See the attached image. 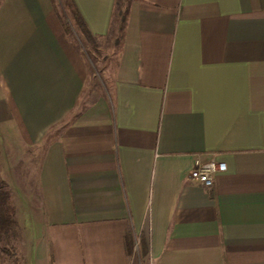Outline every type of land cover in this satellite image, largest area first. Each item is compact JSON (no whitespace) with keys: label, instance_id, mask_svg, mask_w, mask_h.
<instances>
[{"label":"crops","instance_id":"1","mask_svg":"<svg viewBox=\"0 0 264 264\" xmlns=\"http://www.w3.org/2000/svg\"><path fill=\"white\" fill-rule=\"evenodd\" d=\"M72 2L95 42L124 5L97 90L53 0H0V178L31 262L264 264V0Z\"/></svg>","mask_w":264,"mask_h":264},{"label":"rangeland","instance_id":"2","mask_svg":"<svg viewBox=\"0 0 264 264\" xmlns=\"http://www.w3.org/2000/svg\"><path fill=\"white\" fill-rule=\"evenodd\" d=\"M53 1H54L55 9L57 11V15L59 16L62 24H67V30L65 29L67 36L79 48L80 47L83 48L81 50L83 51L86 57L90 71V78H91L88 80L87 83L88 90L89 91L97 90L99 86L102 87V84H104L106 80L104 79L103 68L107 63V60L109 59L111 54H113V49L116 48L118 29L120 27V18H121L120 15L121 14L123 15L124 5L120 4V6L117 8L116 17L113 23V29L105 39L100 40L98 42H95L93 40L89 41L88 39V42L87 41L85 42L84 40H81V38H78L79 36L77 35L81 33L75 26L74 22L69 17L65 8L63 7L62 1L61 0H53ZM94 47L97 49H95ZM32 151L33 150H27L25 152L26 157L24 158V162L20 163L22 171H24V173L26 174L27 173L29 174V172L30 173L33 172L34 166L31 161L34 160L33 159L34 157ZM13 168H15L14 165ZM20 175H22V173H20ZM13 178H15L14 180L16 184L17 183L16 180L18 179H16L17 178L16 176H13ZM24 179L26 178H23L21 180L23 181ZM21 207L24 206L22 205ZM23 220H24V225L27 226V219L25 218L24 215H23ZM26 231H27L26 228L24 227L22 228L19 226V224H17V237L10 238L7 242L0 244V251L1 249L5 250L3 253L0 252V264H33L30 259L31 251H30V246H29L30 244L28 243V236ZM142 253L143 250L141 246H138V248L136 249V258L140 260L141 263L149 264L148 259H146L145 256L143 255L144 253L143 254Z\"/></svg>","mask_w":264,"mask_h":264},{"label":"trees","instance_id":"3","mask_svg":"<svg viewBox=\"0 0 264 264\" xmlns=\"http://www.w3.org/2000/svg\"><path fill=\"white\" fill-rule=\"evenodd\" d=\"M63 7L67 11L69 17L74 22L77 29L81 34L91 41L88 31L79 16L72 0H61ZM120 29L125 26V16L120 15ZM63 28L67 30V24H63ZM17 237V222L15 220V206L12 198L11 191L7 184L0 179V244L7 242L10 238ZM1 249L0 252H4Z\"/></svg>","mask_w":264,"mask_h":264},{"label":"built area","instance_id":"4","mask_svg":"<svg viewBox=\"0 0 264 264\" xmlns=\"http://www.w3.org/2000/svg\"><path fill=\"white\" fill-rule=\"evenodd\" d=\"M225 169L224 163L215 160L206 163H196L195 168L190 172V180L201 184L205 188H211L214 176L225 171Z\"/></svg>","mask_w":264,"mask_h":264}]
</instances>
